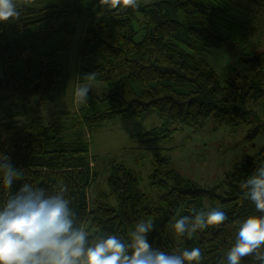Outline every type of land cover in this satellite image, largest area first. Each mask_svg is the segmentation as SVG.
<instances>
[{
  "label": "trees",
  "instance_id": "obj_1",
  "mask_svg": "<svg viewBox=\"0 0 264 264\" xmlns=\"http://www.w3.org/2000/svg\"><path fill=\"white\" fill-rule=\"evenodd\" d=\"M47 1L18 0L20 19L0 23V133L5 134L0 152L22 170L24 180L49 191L66 183L77 224L91 235L115 234L127 241L139 220L152 219L156 227L148 240L153 248L179 254L200 247L201 264H219L235 241L238 221L250 214L264 215L242 196L244 181L264 165V146L233 162L223 180L209 189L192 180H176L162 148H152L150 184L167 188L152 201L142 192L136 171L112 161L107 190L99 189L90 205L87 192L96 172L87 143L60 135V126L37 117L17 120L32 102L52 101L54 92L63 88L67 72L61 56L70 49L73 18L85 22L77 82L105 84L102 95L89 93L76 112V123L88 131L106 120L134 118L153 109L162 125L146 131L153 136L146 141L169 136L178 129L170 128L172 124L200 127L208 116L232 126L256 119L259 123L250 136L256 135L264 123L247 104L264 94V52L242 60L249 63L248 73L229 72L223 79L198 56L242 29L225 0H137L138 7L116 9L104 0H73L64 6ZM138 14L144 34L136 39L133 24ZM5 197L0 191V200ZM110 198L115 206L108 203ZM204 199L228 210V220L178 236L172 228L175 219L192 209L209 208ZM242 264L250 261L245 258Z\"/></svg>",
  "mask_w": 264,
  "mask_h": 264
},
{
  "label": "rangeland",
  "instance_id": "obj_2",
  "mask_svg": "<svg viewBox=\"0 0 264 264\" xmlns=\"http://www.w3.org/2000/svg\"><path fill=\"white\" fill-rule=\"evenodd\" d=\"M73 0H48L46 4L72 3ZM150 3L157 0H138ZM227 1L232 18L242 29L225 44L202 52V57L216 72L220 79L227 73L249 72V63L242 61L250 56L264 52V1L263 0H225ZM74 33L69 51L61 56V61L67 72V79L62 89L54 92L52 101L32 102L27 111L18 118L17 123H24L37 117L42 122L60 126V135L79 138L89 147L93 156L91 164L96 172V179L90 185L87 196L92 205L99 189L107 190L106 177L112 161L121 162L136 171L142 192L148 201L154 200L158 194L167 188L150 184V163L153 155L152 148H162L161 153L168 158L169 167L177 173V179L192 180L201 187L209 189L218 185L225 173L235 161H241L246 155L253 154L259 147L264 146V130L256 135L251 131L259 123L256 119L241 122L235 126L218 123L208 116L200 127L186 124H172L178 127L169 136L155 141H146L153 136L145 134L152 128L162 125L155 110H150L138 117L122 119L119 117L104 121L100 126L91 130L80 126L76 112L82 106L74 98V89L84 83L77 82L78 52L85 22L79 18L71 19ZM144 22L137 15L133 24L137 31L136 39L144 34ZM90 94L97 96L104 92L105 84L101 82L88 83ZM256 113L260 122L264 123V94L257 101L247 104ZM73 125H76V127ZM264 126V124H263ZM261 127V126H260ZM0 133V138L4 137ZM172 181L170 184H174ZM220 191V188L217 189ZM115 206V200H108ZM204 207H212L214 203L208 199L203 201Z\"/></svg>",
  "mask_w": 264,
  "mask_h": 264
},
{
  "label": "clouds",
  "instance_id": "obj_3",
  "mask_svg": "<svg viewBox=\"0 0 264 264\" xmlns=\"http://www.w3.org/2000/svg\"><path fill=\"white\" fill-rule=\"evenodd\" d=\"M111 9L138 7L137 0H104ZM18 0H0V23L18 21ZM91 86L74 89V98L87 103ZM16 185L14 188L13 186ZM242 196L256 212L264 213V165L244 181ZM0 264H201L200 247L185 248L176 254L153 248L148 235L156 225L152 219L139 220L127 241L115 234L91 235L77 224L71 207L69 186L59 183L49 191L45 186L24 180L21 169L0 152ZM229 211L219 205L203 211L192 209L175 219L178 236H191L210 226L222 225ZM264 264V215L250 214L236 225L235 241L219 264Z\"/></svg>",
  "mask_w": 264,
  "mask_h": 264
}]
</instances>
